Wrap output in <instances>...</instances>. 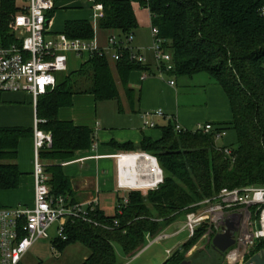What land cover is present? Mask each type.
I'll return each instance as SVG.
<instances>
[{"label": "trees", "instance_id": "trees-1", "mask_svg": "<svg viewBox=\"0 0 264 264\" xmlns=\"http://www.w3.org/2000/svg\"><path fill=\"white\" fill-rule=\"evenodd\" d=\"M93 1L102 5V19L66 20L59 33L84 41L102 33L106 43L112 36L123 42L138 27L134 11L137 5L149 13L151 27L160 40L159 50L171 56L174 69L168 74L174 78L206 74L222 89L232 114L230 122L210 124L209 133H177L169 121L160 128L158 140L143 137L137 145L110 143L120 154L140 152L154 156L163 172V182L145 195L130 191L121 214L107 217L95 211L94 218L110 229L69 221L64 228L66 240L52 244L59 251L70 244L83 245L89 256L82 264H118L115 246L123 257L135 256L146 246L147 235L156 237L177 217L190 211L192 205L213 197L221 189L264 186V15L260 12L264 0ZM57 2L54 0L49 19ZM20 12L19 0H0L1 42L13 41L10 28ZM148 70L147 64L130 60L129 51L123 50L116 62H110L106 55L89 56L73 75L57 77L55 88L37 100L36 117L42 121L38 128L52 137L51 147L40 152V159L66 161L78 151H89L94 141L92 130L57 117L59 109L71 106L75 95L85 93L95 101H119L120 88L127 97L133 95L128 88L130 74ZM226 129L236 134L235 148L215 144V135L221 136ZM32 135L31 129L0 127V192L19 188L21 173L13 162L20 140ZM225 150H230V154L226 155ZM44 170L51 195L76 203L70 179L62 167L44 165ZM113 220H117V228H112ZM204 231L198 229L182 249L188 251ZM263 247L256 246L247 259ZM183 256L176 252L163 264H179L185 260Z\"/></svg>", "mask_w": 264, "mask_h": 264}, {"label": "built area", "instance_id": "built-area-1", "mask_svg": "<svg viewBox=\"0 0 264 264\" xmlns=\"http://www.w3.org/2000/svg\"><path fill=\"white\" fill-rule=\"evenodd\" d=\"M21 12L15 16L10 28L12 42L5 44L0 41V93H24L31 97L36 108L40 96L52 91L56 86L57 73L67 71V53L77 57L98 55L108 56L113 62L121 57V52L129 51L130 60L145 65L146 58L139 50L131 47L132 36L120 42L115 36L108 39L105 46H100L96 38L90 41L68 39L64 34H49L48 13L54 8V0H19ZM92 12V20L96 22L103 18V7L87 0ZM264 15V6L260 10ZM156 30L152 29L154 38V59L159 75L173 71L171 56L162 53L160 40L156 38ZM148 73H143L145 80ZM170 86L175 82L170 80ZM165 118L174 125L177 133L184 131L176 118L165 116L162 110L144 112L141 114L142 125L145 128L156 127L154 118ZM42 123L36 120L33 128V180L34 199L32 207L17 205L15 207H0V264H20L23 257L39 239L48 238V231L55 226L53 241H65L64 234L67 222L82 221L94 227L110 229L99 223L95 217L97 201L86 205L71 203L66 197H53L48 185L49 177L45 173L40 159V152L52 145L50 134L38 128ZM197 130L203 133L212 131L210 124ZM221 136L216 134L215 139ZM96 149V144L91 147ZM229 155L230 150H225ZM134 155V164L125 168L124 182L121 183L120 157ZM117 176L121 189L139 191L146 194L153 191L163 182V172L157 159L146 153H129L115 156ZM127 182L133 186L127 185ZM125 198L116 205V213L121 214L127 204ZM185 213L183 227L179 232L187 233L192 239L198 229L204 228L202 240H210L223 228L233 230L234 244L223 253L225 264H243L250 252L256 246H264V186L221 189L216 195L192 205ZM117 220L112 221V228H117ZM169 235L160 233L151 243L167 239ZM147 240L149 236L146 237ZM51 250L56 252L52 244ZM170 255V251H166Z\"/></svg>", "mask_w": 264, "mask_h": 264}, {"label": "crops", "instance_id": "crops-1", "mask_svg": "<svg viewBox=\"0 0 264 264\" xmlns=\"http://www.w3.org/2000/svg\"><path fill=\"white\" fill-rule=\"evenodd\" d=\"M82 1H85V7L88 9L87 11H79L78 14L74 12L70 14L73 16H69L65 18L60 17L59 14H56L53 19H48L47 25H48L49 34H58L59 32H61L63 28V24L66 20H75V19L91 20L92 12L90 8V4L87 2V0H79L73 3L78 4V2H82ZM68 2L69 1L59 0L57 3L58 5L60 4L62 5ZM134 11L138 24L137 29L150 26V29L152 30L148 11L143 9V11L145 12L144 14L138 13V11L135 8ZM85 13L88 14L87 17L85 16ZM134 33L135 32H133L132 34V38L134 36ZM97 38H98L97 43L100 46L106 45L107 38L105 35L99 33L97 35ZM130 45L133 48L132 42ZM146 50L149 53L148 55H145V50L144 51L140 50V51L144 54L146 58L147 67L149 69L147 71L148 72L147 77H149V75L152 77L150 78V80L146 81L147 78L145 80H141V76L143 72L136 71L131 73L128 80V88L133 91L132 92L133 95L129 94L127 97L124 91L120 88L119 101H115L116 103L115 113L121 117L122 116L127 117L129 123L132 122V118H133L132 116L136 115L138 118L139 126L135 129L130 126H127V128L108 126L103 130L102 129L99 130L98 125H96V128L92 130L94 137V141L92 145L96 144L95 150L91 149L92 147L91 145L89 151H78L75 153L72 159L66 161L47 162L41 159L43 165L58 164L62 167L64 175L70 179V183L76 203L86 205L87 203L95 200L98 202L95 211L97 212L99 211L104 216L107 217H112L116 213V205L119 202L121 203L123 199L125 198L127 199V195L130 192L128 190L121 189V187L119 186V180L117 176V162L115 156L119 155L120 153L116 149H114L110 145V143L112 142L117 144L132 143L134 145H137L143 139V137H148L151 138L152 140H158L161 136L160 128L167 126L165 122L166 119L155 117L153 120L156 123V127L153 129L145 128L143 127L141 121V113L145 111L153 112L160 109L162 110L165 116L169 115L176 118L178 124L184 130L187 131H190L191 127L195 124V122H191L193 121V119L191 118L195 116V111L193 109V106L189 105L188 107H183L177 101L178 99L177 94L172 90V88L175 87L176 84L170 86L168 83L167 88H169V91L166 92V95L162 94L163 90H160L158 83L154 81L155 74L151 73V68L152 67L156 68L155 59L152 53L153 49L151 48ZM110 62L113 63L111 59ZM209 82L212 81L210 80ZM210 86L214 88V91H216V95H220V93L217 91L215 87L218 86L217 84L213 85V83H211ZM219 90H221L222 92L221 94L222 96H224L223 98L225 99H221L220 101L221 107L218 111H214V110H213L214 112L205 111L204 114L207 115L206 118L207 120H205L206 121L205 124L226 123V122H230L232 119L229 102L225 94L223 93L222 89L220 88ZM9 94L13 95L15 93H9ZM16 94H23L24 96L21 99H14V100L11 99L9 101L1 100L0 109L21 108L23 111H26V113L23 115L19 114L20 116L16 119V121L18 120L17 122H19V124L15 122L14 124H12L14 126H10L8 128L20 127L24 129H31L33 133L34 123L36 120H38L36 117V108L33 107L32 99L29 95L24 93H16ZM212 94L213 92L211 93V95ZM74 97L72 98V102L74 100ZM90 97L92 96L90 95ZM178 100L180 101V98ZM10 103H12L13 105L7 106L10 105ZM213 103L214 102H212L211 99L207 97V100L204 103L205 109L206 108L208 109L209 106H213L214 105ZM175 108H177V110L175 111L177 115L172 114L175 113L174 112ZM61 109H59L57 114V117L60 121L72 122L75 126L78 127L88 128L87 125H91L90 122H86L84 118L81 117L71 118L70 120L66 119V116L61 115L60 113ZM17 151H18L17 159L13 163L17 165L18 170L21 173L19 188L14 191L0 192V207H15L17 205L32 207L33 205L34 157H33L32 137L20 140ZM126 165H128V161L126 162ZM113 167L115 168V175L112 174L111 171ZM121 178L122 180H124L122 176ZM142 194L145 195L144 193ZM118 199H120L121 201L118 202L117 201ZM111 203H112L111 206L112 212L110 213L108 211L111 209L110 207ZM173 224L174 222L171 223L169 226H167L161 233H165L169 235L168 239H175L183 234H186L185 232H179L183 227V223H182V227L179 230L169 233L167 229L171 228ZM53 238L51 239V246H52ZM187 241H188V237L185 242H177L175 244L178 247L177 250H180ZM145 248L146 246H144L143 249ZM141 251H139L135 256L131 258L123 257L122 258L123 261L122 262L119 261L118 264H132L135 258H137L138 255L141 253ZM28 252L23 257L20 264H31V263L45 264L40 260L35 262L34 261L31 262L27 260L26 257L28 255ZM56 252L62 255L69 253V259L76 262L77 264H82V262L86 260V258L89 256L88 250L79 243L70 244L65 248H63L61 251H59L56 248ZM172 253L174 252L170 251V255ZM170 255L166 256L165 261L170 257Z\"/></svg>", "mask_w": 264, "mask_h": 264}, {"label": "rangeland", "instance_id": "rangeland-1", "mask_svg": "<svg viewBox=\"0 0 264 264\" xmlns=\"http://www.w3.org/2000/svg\"><path fill=\"white\" fill-rule=\"evenodd\" d=\"M134 7L138 11V13H143V14L145 13L143 9H141L137 5H135ZM87 10L88 9L85 7V1L78 2V4L77 3L75 4L73 2L72 3L68 2L62 5L61 4L58 5L57 9L51 16L52 17L51 19H53L56 14H59L60 17L65 18V17L73 16L70 15L71 13L76 12V14H78L79 11H87ZM85 16L87 17L88 14L85 13ZM134 32L135 33L132 38V44H133L132 46L134 50L136 49H140L141 51L145 50V55H148L149 53L147 52L146 49H151V48L153 49L154 46V38L150 26L138 28ZM97 39L98 38L96 37V40ZM152 53L154 56L153 50ZM86 60H87V55L83 57H77L72 52L67 53V71L57 73L56 76L60 79H63L68 75H73L74 73L80 70L81 66L85 63ZM151 73L155 74L154 81L158 83L159 89L163 90L162 94L166 95V92L169 91V88H167L168 82L170 80H173L176 85L175 87L172 88V90L176 92L178 99L180 98V101L177 99L180 105L183 107H188L189 105L193 106V109L195 111V116L191 118L193 119V121L191 122H195V124L191 127L190 131L197 130L198 126L203 127L206 122L205 120H207L206 119L207 115L204 114L205 111L208 112L218 111L221 107L220 106L221 99H225L223 98L224 96H222L221 94L222 93L221 90H219L220 89L219 86H215L217 91L220 93V95H216V91H214V88L210 86L211 83H213V85L216 84L214 82H209L210 78L204 73L195 75L191 78L190 77L174 78L169 74H162V76L159 75L155 67L151 68ZM151 77L152 76L149 75L146 81L150 80ZM212 92L213 94L211 95ZM0 96H1L0 100L9 101L11 99L13 100L21 99L24 95L16 94V93L13 95L9 93H2ZM75 96L76 97H74L73 102H71V106L65 107L60 110L61 115L66 116V119L68 120H70L71 118H79V117L84 118L86 122H90L91 125H87V126L91 130L95 129L96 125H98L99 130L100 129L103 130L108 126L110 127L116 126L121 128L122 127L127 128V126H130L134 129L139 126L138 118L136 115L132 116L133 117L132 122L129 123L127 117L124 116L121 117L115 113V107H116L115 101H104V102L94 101L93 98L90 97V95L85 93L78 94ZM207 97H209L211 101L214 102L213 106H209L210 109L209 108L205 109L204 103L206 102ZM12 105L13 104L10 103V105L7 106H12ZM176 110L177 108H175L174 112ZM25 113L26 111H23L21 108L0 109V127L14 126L12 124H14L15 122L19 124V122H17L18 120L16 121V119L20 116L19 114L23 115ZM143 113L144 112H142L141 114ZM172 114L177 115L176 112ZM165 122L167 125L168 122L166 120ZM236 143H237L236 134L232 129L224 130L221 134V138L215 140V144L217 145V147L220 148H224V147L235 148ZM113 168L111 171L112 174L115 175V168L114 169ZM111 206L112 203L110 207ZM108 212L110 213L112 212V207ZM184 215L185 214H182L179 217H177L171 228L167 229L169 233L179 230L182 227V223L185 218ZM54 230H55V226H53L48 231V238L39 239L37 240V242L34 243V245L29 250L26 259L31 262L40 260L45 264H77L76 262L69 259V253L62 255L58 252L54 253L51 251V239L54 236ZM154 238L149 236L147 240V238L145 237L146 248L141 251V253L138 255L137 258H135L132 264H163V262L166 259V256H168L166 254V250L168 249L174 252L170 255V257L173 256L176 252H178L180 256L184 255L183 256L184 259L191 261L192 264H225L223 257L212 249L211 239L208 241L202 240V236H201L199 240L195 242V244H193L188 249V251H184V249L182 248L180 250H177L178 247L175 244L177 242H185L187 240V233L175 239L167 238L160 240L156 243L150 244V241H152ZM115 253L118 261L122 262L123 255L121 249L118 246H115Z\"/></svg>", "mask_w": 264, "mask_h": 264}, {"label": "water", "instance_id": "water-1", "mask_svg": "<svg viewBox=\"0 0 264 264\" xmlns=\"http://www.w3.org/2000/svg\"><path fill=\"white\" fill-rule=\"evenodd\" d=\"M48 24V21L46 22ZM234 244V234L232 229L227 227L216 234L211 239V247L219 254L225 253ZM179 264H192L189 260H184ZM243 264H264V247L259 249L256 253L250 256Z\"/></svg>", "mask_w": 264, "mask_h": 264}, {"label": "bare ground", "instance_id": "bare-ground-1", "mask_svg": "<svg viewBox=\"0 0 264 264\" xmlns=\"http://www.w3.org/2000/svg\"><path fill=\"white\" fill-rule=\"evenodd\" d=\"M135 159H136V156H134V155H126V156L120 157V167L122 169L121 170V175H122L123 179L125 178L124 177L125 168L132 166L134 164ZM127 161H128V165H126ZM121 183L122 184H126L124 182V180H122V178H121ZM127 185L133 186L134 183L130 184V183L127 182Z\"/></svg>", "mask_w": 264, "mask_h": 264}]
</instances>
